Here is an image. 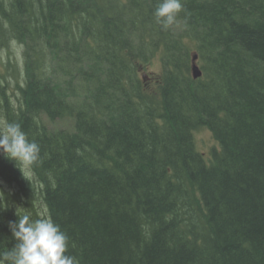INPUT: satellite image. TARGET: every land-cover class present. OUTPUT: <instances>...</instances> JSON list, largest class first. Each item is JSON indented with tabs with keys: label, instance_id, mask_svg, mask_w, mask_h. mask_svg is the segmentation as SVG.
Instances as JSON below:
<instances>
[{
	"label": "trees",
	"instance_id": "obj_1",
	"mask_svg": "<svg viewBox=\"0 0 264 264\" xmlns=\"http://www.w3.org/2000/svg\"><path fill=\"white\" fill-rule=\"evenodd\" d=\"M161 2L0 0V52L23 59L0 54V126L41 149L23 173L0 153V255L27 214L58 224L78 264H264V0H181L168 30Z\"/></svg>",
	"mask_w": 264,
	"mask_h": 264
},
{
	"label": "clouds",
	"instance_id": "obj_2",
	"mask_svg": "<svg viewBox=\"0 0 264 264\" xmlns=\"http://www.w3.org/2000/svg\"><path fill=\"white\" fill-rule=\"evenodd\" d=\"M181 0H162L154 16L165 30L172 28L183 11ZM40 146L30 141L18 123L0 126V153L24 168L30 167L40 158ZM9 227L17 243L0 255V264H78L74 256L68 255L69 238L60 226L50 218L33 220L30 215H18Z\"/></svg>",
	"mask_w": 264,
	"mask_h": 264
},
{
	"label": "rangeland",
	"instance_id": "obj_3",
	"mask_svg": "<svg viewBox=\"0 0 264 264\" xmlns=\"http://www.w3.org/2000/svg\"><path fill=\"white\" fill-rule=\"evenodd\" d=\"M21 53H22V47L19 46L17 43H13L10 50H3L0 52L3 61L6 63L8 61V58L11 59L14 63L21 60ZM161 53L156 54L152 60L151 64L147 66V69H144V73L152 75V77H156V74H158L161 71V62H160ZM20 67L22 68V62L20 63ZM148 82V81H146ZM12 83H15L13 80ZM155 81L153 80L150 83V87L154 85ZM16 86L14 84L11 85V92L16 94L15 90ZM47 126L49 130H57V129H67L69 131L73 130V122L70 119L66 120H57L54 122H51L49 119L43 116L41 119ZM194 141L196 150L204 154L206 161L210 162L212 159V153L213 150L220 151V146L218 142L214 139L212 132L206 128V127H199L194 131ZM28 169V168H26ZM32 178V175L30 176V179ZM33 180V178L31 179Z\"/></svg>",
	"mask_w": 264,
	"mask_h": 264
},
{
	"label": "water",
	"instance_id": "obj_4",
	"mask_svg": "<svg viewBox=\"0 0 264 264\" xmlns=\"http://www.w3.org/2000/svg\"><path fill=\"white\" fill-rule=\"evenodd\" d=\"M196 60H197V56H194L193 66H192V75L194 79H198L202 76V71L200 70L199 66L196 64Z\"/></svg>",
	"mask_w": 264,
	"mask_h": 264
},
{
	"label": "bare ground",
	"instance_id": "obj_5",
	"mask_svg": "<svg viewBox=\"0 0 264 264\" xmlns=\"http://www.w3.org/2000/svg\"><path fill=\"white\" fill-rule=\"evenodd\" d=\"M212 160V159H211Z\"/></svg>",
	"mask_w": 264,
	"mask_h": 264
}]
</instances>
